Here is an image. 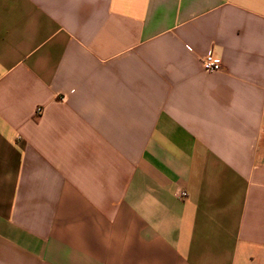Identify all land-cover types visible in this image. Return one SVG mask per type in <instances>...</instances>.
<instances>
[{
  "label": "crops",
  "instance_id": "1",
  "mask_svg": "<svg viewBox=\"0 0 264 264\" xmlns=\"http://www.w3.org/2000/svg\"><path fill=\"white\" fill-rule=\"evenodd\" d=\"M0 264H264V0H0Z\"/></svg>",
  "mask_w": 264,
  "mask_h": 264
},
{
  "label": "built area",
  "instance_id": "2",
  "mask_svg": "<svg viewBox=\"0 0 264 264\" xmlns=\"http://www.w3.org/2000/svg\"><path fill=\"white\" fill-rule=\"evenodd\" d=\"M201 65L206 72H215L222 69L221 59L211 53L202 58ZM178 196L184 197L186 196V193L184 191H179Z\"/></svg>",
  "mask_w": 264,
  "mask_h": 264
}]
</instances>
